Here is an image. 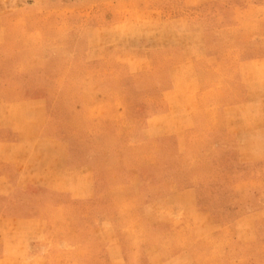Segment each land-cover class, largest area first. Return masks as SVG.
I'll return each instance as SVG.
<instances>
[{
  "label": "crops",
  "instance_id": "obj_1",
  "mask_svg": "<svg viewBox=\"0 0 264 264\" xmlns=\"http://www.w3.org/2000/svg\"><path fill=\"white\" fill-rule=\"evenodd\" d=\"M46 1L16 0L22 10ZM61 1L73 8L56 6L55 24L37 28L56 32V77L36 68L44 42L21 37L0 54V264H94L113 243L152 264H264V171L229 181L209 140L223 113L264 115V18L225 26L244 35L227 62L199 53L200 30L171 40L172 27L142 31L136 16L107 26L117 40L103 43L107 29L81 6L97 0ZM48 83L56 127L45 135Z\"/></svg>",
  "mask_w": 264,
  "mask_h": 264
},
{
  "label": "rangeland",
  "instance_id": "obj_2",
  "mask_svg": "<svg viewBox=\"0 0 264 264\" xmlns=\"http://www.w3.org/2000/svg\"><path fill=\"white\" fill-rule=\"evenodd\" d=\"M2 3L3 1L0 0V9H11L12 16L7 18L0 17V54L3 51L4 45H9L11 41L14 43L11 46L19 48L22 41L21 37L25 39L24 43L26 45H28L26 43L28 42L39 46L38 43L41 44L44 42V47L50 48L42 50L41 54L46 60H42L43 63L36 68L46 73L47 77H56V32L53 33V29L39 30L40 33L37 34V28H40L42 25H54L55 23H51V20L52 15L56 16V6L61 5V7L66 8L70 3L64 1L56 3V0H49L36 7L29 6L28 10L26 8L23 10L20 9V3L18 4L16 0H13L8 7H2ZM70 5L73 8L72 3ZM81 6L86 10H93L90 16V25H96L97 27L103 26V30L107 29V34H103V43H111L117 40L114 30L107 26L121 22L122 18L136 16L137 22L135 24L143 28L142 31H149L150 27L166 25L172 27V30L175 32H169L167 35L171 40H175L178 36L180 39L181 34H178V32H181L178 31L180 28L183 31L200 30L202 32L203 42L209 46L206 47L207 50H202L199 53L211 52L227 62H231L229 59L230 56L243 50L239 48V43H243L241 39L244 35L242 31L241 33L236 31L237 35L234 32L230 33L225 26L241 25L251 26L254 27L253 29H257L258 25H261L259 18H264V0H97L95 2L89 1L87 3H81ZM36 8L37 10H44L45 12L43 11V14H40ZM4 14L5 12L0 11V15ZM123 21H126V19ZM24 31L25 33L22 35L21 32ZM184 33L183 35L187 34V32ZM235 37L237 38L238 46H235L232 40ZM128 40L131 39L126 36L125 38L123 37L122 41ZM230 41L233 43L230 44ZM53 48L54 50H52ZM13 53L20 54L19 49H13ZM48 57L53 63L47 64ZM17 64L18 67H14V63L12 66L20 69L19 62ZM52 84L54 83L46 84L52 96L43 104L44 110H42V118L45 115L48 118L41 120V124L43 126V123L48 126L51 124L56 127V95L55 92H52ZM255 107L257 108L259 106L254 105L253 108H250L252 112L249 113L246 112V109L243 110V107H238L237 112L233 114L232 118L230 115L223 113L218 125L220 129H217L216 134L209 136V140L217 142L215 145H221L220 154H215L218 158H221L218 159L220 168L217 169V172L220 169L231 172L232 176L229 179L231 182L246 174L251 173L252 175L253 173L264 171V145L256 148L254 145V142L258 144L261 140L264 142V115L262 116L260 113H256ZM61 120L64 121V118ZM50 127L52 126H46L45 135L48 133L47 130ZM49 133L50 137L56 136L55 134L53 135V133H56V129L51 128ZM196 136H201L206 139L204 137L206 135L202 132L186 135V137ZM205 142L208 144V141ZM225 144L229 146H223ZM206 145L204 147L210 148V151L215 148L214 146ZM223 149H226V151H223ZM191 151L196 153L194 150ZM210 151L204 152L203 150L201 152L200 150L193 157L205 156L207 159H213L215 155ZM222 152L227 153L226 155L229 156H222ZM252 157H255L256 160L247 162V159ZM194 167L196 168V166ZM203 179L206 182L210 180L209 178ZM212 197L214 196L212 195ZM206 211L207 209H205ZM209 211H211V208H209ZM209 249L214 250V248ZM216 258L218 257L213 254L211 257L206 258L205 261L210 262ZM94 264H152V262L149 259H143L142 261L135 260L129 256L126 246L113 243L110 247V253L103 258L95 259ZM175 264H179V262Z\"/></svg>",
  "mask_w": 264,
  "mask_h": 264
}]
</instances>
